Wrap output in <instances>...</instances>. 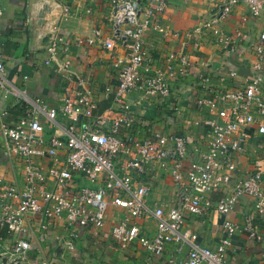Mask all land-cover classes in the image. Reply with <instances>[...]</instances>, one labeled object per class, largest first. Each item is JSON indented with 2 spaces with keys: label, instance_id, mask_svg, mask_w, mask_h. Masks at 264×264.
<instances>
[{
  "label": "built area",
  "instance_id": "2783aa9c",
  "mask_svg": "<svg viewBox=\"0 0 264 264\" xmlns=\"http://www.w3.org/2000/svg\"><path fill=\"white\" fill-rule=\"evenodd\" d=\"M110 1L111 12L104 21L107 29H94L96 41L110 53L117 74L115 90L112 85L103 89L106 96L113 94L104 111L96 112L98 104L90 79L77 75L72 68L66 35L59 32L47 39L45 65L52 67L64 81L58 111L64 121L62 134L47 135L41 118L30 113L14 122L3 119L8 114V105L15 106L28 96L23 89L8 86L7 58L0 45V133L4 140L0 144V171L6 154L10 159L17 157L25 176L22 185L17 180L8 184L0 181V264H65L62 254L55 260L43 256L34 241L35 227L43 241L54 245L63 242L67 249L75 250L81 230L103 229L110 203L126 211L110 229L117 246L127 248L139 241L149 252L161 255L167 243L175 242L177 256L189 239L192 246L182 264H226L239 230L246 231L252 241L262 238L260 224L253 216L240 225L229 214L242 197L251 196L257 215L264 219V160L255 159L253 169L241 175L237 158L247 151L251 126L256 125L258 134L264 135V32L248 46L254 60L247 85L214 89L211 95L197 99L199 107L215 112V116L203 121L205 150L187 134L153 131L139 139L134 130L140 119L130 102V94L139 91L140 99L159 95L162 100H169L175 65L182 75L190 72V53H172L164 69L144 74L149 58L144 35L149 28L159 27L155 17L166 12L168 0ZM238 4L246 5L252 17L260 16L264 9V0H226L210 19L184 33L185 37L197 47V33L216 25ZM72 12L69 5H64L66 17ZM3 13L4 4L0 0V18ZM241 38L242 32L238 30L235 36L220 32L216 40L223 42L227 50H236ZM119 45L126 49L123 56L117 52ZM201 78L207 80L209 76ZM12 96L17 102H11ZM38 102H42L40 98H36L35 103ZM56 114L55 109L47 113L50 123H56ZM44 158L50 160L48 167L37 161ZM188 158L191 160L186 166L184 161ZM154 161L162 168H170L179 186L172 206L149 200L152 190L148 182L149 166ZM101 176L102 182L96 187L76 184L79 177L95 183ZM231 183V190L224 191ZM215 190L224 191L217 200L211 196ZM214 210L226 215L221 227L224 235L215 248L200 246L195 243L197 233L191 232L188 238L182 231L186 216H203ZM148 219L157 224L153 236L142 230L140 224ZM59 221L64 223L67 239L66 234L55 231Z\"/></svg>",
  "mask_w": 264,
  "mask_h": 264
},
{
  "label": "crops",
  "instance_id": "0c3cea01",
  "mask_svg": "<svg viewBox=\"0 0 264 264\" xmlns=\"http://www.w3.org/2000/svg\"><path fill=\"white\" fill-rule=\"evenodd\" d=\"M4 13L0 18V45L7 58L6 68L9 78L8 86L23 89L28 99L16 105L22 111H16L15 106L6 107L8 114L3 118L14 122L22 116L33 114L41 118L46 125L47 135L62 134L64 122L59 114V107L64 96V81L52 67L45 65L47 57V39L51 34L62 33L70 41V59L72 68L79 76L90 79L94 98L98 104L96 112L107 109L113 99V94L106 96L104 88L117 86V74L112 67V57L101 43L94 37V29H107L105 18L111 12L110 0H2ZM145 1V0H142ZM226 0H168V9L164 14L156 15L158 28H149L144 35V42L149 51V58L143 68L144 74H150L156 69H164L165 61L172 53L189 52L191 70L182 75L178 65H175L176 75L170 80L172 96L164 101L157 95L151 98H141L139 91L130 94V102L139 116L134 135L139 139L148 137L153 131H161L166 135L187 134L194 144L207 148L206 127L203 121L215 116L207 107H199L197 99L211 95L214 89H233L247 85L252 76V52L250 42L256 41L264 32V9L260 16L252 17L247 6L238 4L231 13L222 17L211 27L197 33L198 48L188 41L184 33L193 30L217 12ZM69 5L73 12L64 15L63 7ZM87 9H91L90 12ZM242 32L236 50H227L225 44L218 39V33L225 32L235 36ZM177 33H181L177 34ZM88 39H94L88 43ZM125 47L118 46L117 52L125 54ZM234 72V73H232ZM209 76L204 80L201 76ZM25 76H28L25 78ZM1 96V92H0ZM11 102H17L12 96ZM36 98L42 102L35 103ZM34 100V101H33ZM138 100H140L138 102ZM55 109L56 123H50L47 113ZM87 120V119H86ZM126 134L125 129L121 132ZM250 138L246 143L247 151L237 155L241 175H246L253 169L255 159L264 160V135L258 134L256 125L250 127ZM4 142L0 133V144ZM171 145V144H170ZM169 145V146H170ZM192 158V157H191ZM191 158L185 160L187 166ZM4 166L0 171V181L3 184L17 180L25 183L23 164L17 157L10 159L3 156ZM39 163L48 167L49 158L38 159ZM172 164V163H170ZM148 182L152 185L149 195L151 202L158 201L171 205L177 199L179 186L174 182L170 168H162L157 162L150 163ZM91 183L84 177L77 179L78 186L96 187L102 182ZM264 184V183H263ZM231 183L224 191H230ZM221 190L211 193L217 200L222 195ZM126 211L112 203L109 204L106 222L103 229L92 228L81 230L76 242V249L69 250L60 242L54 245L50 241L40 239L33 230L35 244L42 250L43 256L55 260L61 255L65 264H182L191 249L192 243L184 241L180 254L175 255L177 243L169 242L163 254L155 255L149 252L139 241L132 242L127 248L116 245L112 238L113 224ZM253 216L260 224V241H252L246 231L239 230L229 251L226 264H264V219L257 215L255 199L251 196L241 198L229 217L243 225L248 216ZM226 215L218 211H210L203 216L187 214L182 227L183 233L189 238L191 232L198 235L195 241L200 246L215 248L224 235L222 222ZM142 230L150 236L156 234L157 224L154 219L141 220ZM63 221L57 223L56 232L65 235ZM5 237H7V233ZM57 248H60L59 250ZM63 248V249H62ZM206 264V263H204Z\"/></svg>",
  "mask_w": 264,
  "mask_h": 264
},
{
  "label": "trees",
  "instance_id": "16d2710c",
  "mask_svg": "<svg viewBox=\"0 0 264 264\" xmlns=\"http://www.w3.org/2000/svg\"><path fill=\"white\" fill-rule=\"evenodd\" d=\"M14 109H16V111H21L19 108H18V106L16 105L15 106V108ZM22 112V111H21Z\"/></svg>",
  "mask_w": 264,
  "mask_h": 264
}]
</instances>
